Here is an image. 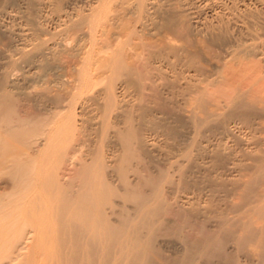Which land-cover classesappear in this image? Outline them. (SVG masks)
I'll return each instance as SVG.
<instances>
[{"label": "rangeland", "instance_id": "rangeland-1", "mask_svg": "<svg viewBox=\"0 0 264 264\" xmlns=\"http://www.w3.org/2000/svg\"><path fill=\"white\" fill-rule=\"evenodd\" d=\"M54 1L63 6L71 0ZM135 1H116L110 16L95 30V52L91 58L98 57L100 63L89 62L90 72L96 70V65L101 67L112 52L105 56L107 53L98 52L100 48L111 45V49H117L116 38L122 25L134 26L138 17ZM215 1L228 8L219 10L224 12H220L221 18L198 13V21L206 25L202 28L184 15L183 21L177 22L185 26L178 33L180 41L168 36L164 28L148 37V32L141 34L136 26L138 37H134L138 40L133 37L129 45L157 41L147 52L153 55L150 63L160 61L161 67L142 62L147 53L140 63L148 66L136 65L137 60L131 61L125 47L129 60L125 62L127 65L131 61L128 65L132 69L134 64L132 71L127 65L125 74L119 76L99 67L103 74L98 70L90 75L95 78L90 79L93 83L100 77L99 83H94L98 87L95 90H105L112 82L125 83L128 92L125 113L135 142L134 156L126 180L119 174L113 182L110 179L116 191L112 199L123 198L124 181L130 189L140 186L146 193L158 190L161 212L151 217L155 222L152 229L143 231L148 247L155 252L156 264H187L189 258L188 264H264V0ZM175 2L174 9H178L181 1ZM50 25L46 30L51 33ZM87 27L82 25L79 32L70 29L56 44L52 57L35 72L28 71L33 55L19 49L20 55L12 46V38L0 33V97L6 91L9 95L5 96L17 100L19 106L14 104L19 115L28 111L43 115L49 108L63 107L59 101L74 87V75L78 77L85 63L81 61L83 51L91 44L92 35ZM180 33L183 34L179 36ZM38 37L40 43L48 36ZM135 69L143 74V83L136 79ZM149 136L164 155L158 156L143 146ZM75 143H85L76 163L85 151L96 153L99 146L97 142H85L78 132ZM232 166L238 167L236 172L229 170ZM70 168L62 174H72ZM115 204L114 218L121 220L132 214L130 208L125 210ZM188 217L191 220L186 225ZM222 234L227 236L221 248L204 246L206 239L218 241Z\"/></svg>", "mask_w": 264, "mask_h": 264}, {"label": "bare ground", "instance_id": "bare-ground-1", "mask_svg": "<svg viewBox=\"0 0 264 264\" xmlns=\"http://www.w3.org/2000/svg\"><path fill=\"white\" fill-rule=\"evenodd\" d=\"M116 1L71 0L61 6L54 0H0V33L12 38V46L17 48V52L20 49L33 55L28 69L30 72H35L40 64L52 57L56 44L66 37L70 29L76 32L82 25H87L92 35L90 47L82 55L85 68L80 69L78 77L75 73L74 87L66 97L58 98L63 107L49 108L50 111L46 110L43 115L34 111H24L19 115L17 100L15 102L12 97L5 96L6 91L2 94L4 97H0V189H3L0 192V264H124L126 261L130 264H156L155 252L151 246L148 247L143 231L144 228L148 231L152 229L155 222L151 217L161 212L158 190L146 193L140 186L130 189L124 181L123 198L119 201L112 199L116 195L112 185L115 175L119 174L126 180L127 169L134 156L135 142L125 113L128 94L125 83L117 85L112 82L105 90H95L94 83L100 77L93 83L94 75L90 78L92 71L87 66L98 58H95V53V60L91 58L95 52L94 32L110 16L112 4L114 6ZM136 1L138 17L134 26L122 25L116 38L119 42L116 50L111 49V45L100 48L98 52L107 53L105 56L111 54L107 60L103 56L106 61L101 67L96 65L92 74L98 70L102 73V69H97L100 67L120 76L135 60L136 65L148 66L140 63L141 57L147 53L148 57L142 62L150 63L153 55L147 51L156 46L157 41L129 45L134 36L138 37V26L141 34L148 32V37H153L158 28H164L168 36L177 39L179 31L185 29L177 23L184 15L204 28V22L198 21V13L218 15V19L222 12L219 10L224 7L215 0H180L178 9H174L177 5L174 0ZM80 3L85 7L81 8ZM50 24L53 27L51 33L46 30ZM38 35L48 37L38 43ZM110 50L112 52L108 54ZM125 51L130 53L129 67L125 62V59L128 60ZM91 64L94 65L93 62ZM150 64L157 67L161 63L154 61ZM132 67L134 69V64ZM131 69H128L129 72ZM112 72L110 74L114 78ZM133 72L136 79L143 83L141 71L135 69ZM77 132L83 135L85 142H97L99 146L96 153L85 151L83 158L76 163L77 154L85 149V143H75ZM155 143V139L149 136L143 141V146L158 156L164 155ZM68 168L72 174L63 175L62 172ZM237 168L232 166L229 170L236 172ZM114 203L125 210L130 208L132 214L121 220L114 218ZM187 219L184 221L186 225L191 220ZM226 236L222 234L218 241L206 239L203 244L209 249L221 248ZM189 262L190 258L186 263Z\"/></svg>", "mask_w": 264, "mask_h": 264}]
</instances>
